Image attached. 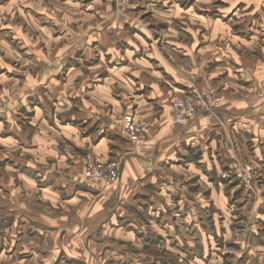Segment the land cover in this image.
<instances>
[{"label":"crops","instance_id":"obj_1","mask_svg":"<svg viewBox=\"0 0 264 264\" xmlns=\"http://www.w3.org/2000/svg\"><path fill=\"white\" fill-rule=\"evenodd\" d=\"M30 1L0 0V264H157L152 246L163 235L149 216L156 223L158 198L169 199L156 174L182 162L195 173L199 213L211 202L228 227L224 240L245 243L244 264H264V0L240 16L243 0H131L126 10L143 20L48 0L74 9L76 25L66 28L43 8L30 11ZM218 1L230 5L226 20L194 12ZM255 14L259 28L244 34L228 23ZM190 84L214 87L225 102L181 126L170 101ZM125 113L150 126L142 152L114 127ZM110 157L121 160L119 180L95 191L82 170ZM235 157L256 168L259 196L246 203L238 185L219 179ZM236 215L247 219L244 242L234 236Z\"/></svg>","mask_w":264,"mask_h":264},{"label":"rangeland","instance_id":"obj_2","mask_svg":"<svg viewBox=\"0 0 264 264\" xmlns=\"http://www.w3.org/2000/svg\"><path fill=\"white\" fill-rule=\"evenodd\" d=\"M191 1L192 0H189V3ZM30 2L31 4L30 6H27V8L33 13L35 11H38L37 9L38 7L43 8L44 10L40 9L39 11L47 12L50 15H52V17L53 15L56 16L58 20L61 21L62 27H64V25H65L64 28L70 27L71 25L73 26L76 25L75 23H71L69 21V14L75 13L69 11L70 9L74 10L72 6L69 5L65 7L63 6V9H58L53 4H49L48 0H31ZM78 2L79 5L77 8V12L79 14H83V15L89 14L92 12L93 7L95 8L106 7L109 9V11H111V13L115 17L121 18L122 20H127L129 18L128 16L131 17V15L135 19L143 20L142 19L143 17L141 15L142 12L138 10L128 12L126 9H122L112 3L108 4L106 1L103 2L104 4H99L97 6L94 4V1L92 0H78ZM249 2L250 0H243V2H241V5L238 7L237 10L238 16L245 13L250 8L247 7V4ZM232 4H235V1ZM130 5H131V0H130ZM183 6L185 5L183 4ZM229 6L226 7V5L223 2L218 1L215 2L214 4L212 3L204 7L196 6L193 7V9L195 13L202 12L204 14H208L209 16H215L226 20L228 18L227 11L230 9ZM16 10L18 12L19 9L16 7ZM19 12H21V10H19ZM3 13L4 14L6 13L5 6H3ZM236 17H232V18H236ZM236 20L237 21L232 19L231 20L232 22L228 21L229 25L233 29H235V31L238 34H244V32L241 30L249 29L250 26H253L254 28L255 27L259 28L260 26L259 21H261V18L258 17V14H255V15H251L250 18H248V21H243V23L238 22V19ZM253 20L254 23L252 24L251 22ZM41 21L42 24H45L46 26L50 27L53 26L54 20L50 21L49 19L47 20L41 19ZM247 23H249L248 26ZM77 24L78 25L83 24L85 26V23L79 22ZM0 30L2 32L4 28H1ZM69 40L70 39L68 36L63 37L62 44H67ZM158 41L160 40L158 39L157 41H154V44L157 42L156 44L159 45L158 46L159 49L161 43L159 42L158 44ZM162 55L164 58L167 57L165 53H162ZM2 72L3 71H1V73ZM182 94L179 93L177 94V96ZM120 117L118 119L119 123H120ZM114 120H115L114 127H116L117 129L121 128V125L119 126V123L117 122L118 120L116 118ZM120 131L121 134L119 135L121 136V138L128 141L123 130ZM139 151L142 152V149ZM236 159L237 157L234 158V160ZM109 160L119 161V165L121 166V160L119 157H110L108 158L107 161ZM233 163L230 167H228L220 174L219 179L223 181L228 180L238 185L241 198L244 200L245 203L250 200L256 199V198L247 197L246 190L244 189L243 185L239 182L237 178L223 176L224 173L230 174V170H232L233 168ZM181 166L183 168L180 166H173L172 168L164 167L163 169H161L160 167L161 170L158 171L156 174L157 187H155V189L160 188L158 181L163 185H168V189L166 193L168 194V199H169L167 201L168 204L166 205L165 194L161 195L158 198L159 203H161L163 206L162 208H156V210L162 213L158 215V220H156L157 224L154 222V219L156 218V214H154V216L152 217L149 216L153 220L151 224L153 228L157 230L156 233L163 235L162 247H164L165 251H167V253H165L164 249L160 245H158L157 249L156 246L154 245L152 246V249L158 250L156 254L158 255L157 264H232L235 259H236L234 261L235 264H244L245 262L243 261V259H245V252H246L245 243H241V242H239L238 244L231 242L228 243V241L233 240V239L231 240L230 238L224 240L225 239L224 237L229 236L228 227L226 224H224L223 226L221 221L222 218L220 219L219 217V213H218L219 211H217L215 208H212V204L211 202H208V200L207 203L209 204L208 206H206L207 211L205 212V214H203V208L200 209V213H199L198 200L196 198V194L193 193L192 190V189H196L198 184L196 181V177L194 176L195 173L191 172V170L188 171L187 167L184 166L183 162ZM82 171L84 172V168ZM255 174H256V169L254 176ZM254 176H253V184H254ZM82 177L84 179L83 181L84 183L92 185L95 191L99 190L95 186L99 185L100 183L86 179L84 178V175ZM145 203L150 205L148 200H146ZM163 208L164 210H162ZM148 210H150V208H148ZM233 221L235 223L234 225L236 226L234 236L236 237V239L242 240V242H244V240L249 235L248 232L250 231L249 228H247L246 217L242 218L241 215H236L235 220ZM140 230H144V227H140ZM140 230L138 231L144 233L143 231ZM132 234L135 236L133 232ZM223 234H225V236ZM137 236H142V234L137 233ZM157 241L160 243L159 238L157 239ZM217 254L219 258H217ZM141 257H144V255L141 254ZM204 257H206V261H204L205 263L199 262L197 260L199 258L203 260ZM144 258L141 264H146L144 262ZM165 260L173 261V262L172 263L166 262Z\"/></svg>","mask_w":264,"mask_h":264},{"label":"built area","instance_id":"obj_3","mask_svg":"<svg viewBox=\"0 0 264 264\" xmlns=\"http://www.w3.org/2000/svg\"><path fill=\"white\" fill-rule=\"evenodd\" d=\"M122 9H129L130 0H107ZM225 97L211 86H198L190 84L187 91L179 96H174L170 101V109L173 122L185 126L199 115H213L222 107ZM120 125L131 145L132 152L136 153L143 149L152 137L150 126L136 119L132 114L125 113L120 117ZM253 165L234 160L230 174L223 176L237 178L246 190L247 197L259 196L253 184L255 173ZM84 178L98 182L106 188L114 187L120 175L119 161L109 160L104 162L88 163L84 167Z\"/></svg>","mask_w":264,"mask_h":264}]
</instances>
